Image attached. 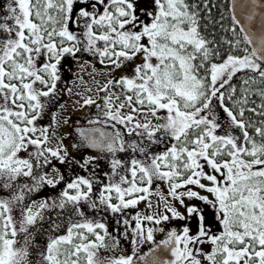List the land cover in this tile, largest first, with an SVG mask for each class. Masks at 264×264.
I'll return each mask as SVG.
<instances>
[{"label": "snow or ice", "instance_id": "snow-or-ice-1", "mask_svg": "<svg viewBox=\"0 0 264 264\" xmlns=\"http://www.w3.org/2000/svg\"><path fill=\"white\" fill-rule=\"evenodd\" d=\"M237 3L225 28L211 0H7L0 264H264V0L240 5L247 25ZM217 26L230 38H217ZM85 54L104 81L93 75L96 98L78 94L96 113L77 135L105 154L108 171L95 156L75 160L63 137L52 146L67 119L51 112L40 123L60 97L62 62ZM54 161L88 175L65 180ZM61 182L58 197L26 203ZM158 182L167 196L153 192ZM152 195L156 210L129 219L142 202L152 208Z\"/></svg>", "mask_w": 264, "mask_h": 264}, {"label": "flooded vegetation", "instance_id": "flooded-vegetation-1", "mask_svg": "<svg viewBox=\"0 0 264 264\" xmlns=\"http://www.w3.org/2000/svg\"><path fill=\"white\" fill-rule=\"evenodd\" d=\"M7 1L6 0H0V14H3L2 8L5 6V3ZM82 61V59H81ZM80 59L79 60H75V59H67L65 62H62V70L70 71V74L67 75V80L61 84H58V88L60 89V97L58 99V101L55 104V111L57 112V106L60 105L61 103V97L64 99L63 101H65V96L67 97V95H70L73 92V88L71 85H69L70 81L73 80L72 82H74V80L76 78H78L79 74H80V65H84L86 63H84L83 61L81 62ZM102 66L99 65L98 63L96 64V69H101ZM71 89V92H69L68 90ZM99 95H103V93H100ZM95 114L90 115L91 117L94 116ZM67 116H69V118L71 119L70 114H67ZM74 126H90L88 125L87 121H85L84 123L79 122L78 124H73L69 127V124L66 125V132H64L63 130H61V133L64 134L66 136V139L64 140V143H68L69 145H67V150H69V148H72V152H70L71 156L75 159V160H82L83 157L86 156H95L97 157V163H99L100 168L97 169V171H108L109 170V165L105 159V154L99 153L95 150L89 149L84 147L81 142H80V138L79 136L73 131V127ZM70 134L72 136H70ZM73 145H78V147H73ZM126 158V156L124 157ZM54 166L60 169V172L64 174L65 176V180H68L70 178H74L75 175L78 173L80 175H88V173L84 172L82 169L79 168L78 165L74 166V167H70L67 165H60L58 161H54L53 162ZM52 166H49L48 168L44 169V171H47L48 173L52 172L51 171ZM89 171H91V169H89ZM53 173V172H52ZM50 175V174H49ZM56 174L54 173L53 176L51 177H55ZM24 180H21L20 183L22 184ZM64 187V183L61 182V184H59L56 188H52L49 186H44L43 188H41L40 190L44 191L45 193H51V194H58L61 191V189ZM157 187L159 188V191L162 192L164 194V196H167V186L159 183L158 185H154L153 186V192L156 191ZM157 196L156 195H152L151 196V200L153 202V206L151 209L147 208L145 203H141L137 206L136 209H129L127 210L128 212V218L131 219V215L135 214L136 212H141L142 214H151V212L156 210V203H157ZM196 203V201H195ZM198 204V203H197ZM177 207H179V205H176ZM163 209L161 208V211ZM181 210V209H180ZM182 211V210H181ZM112 217H109V223L112 222ZM47 235V234H46ZM159 236V235H158ZM157 236V238L159 239V237ZM160 238H162L160 236ZM47 238H38L36 241V245L39 246H43L44 243L46 242ZM125 245H127V243L125 242ZM148 249V246L146 245L142 251H145Z\"/></svg>", "mask_w": 264, "mask_h": 264}, {"label": "rangeland", "instance_id": "rangeland-1", "mask_svg": "<svg viewBox=\"0 0 264 264\" xmlns=\"http://www.w3.org/2000/svg\"><path fill=\"white\" fill-rule=\"evenodd\" d=\"M7 1V0H6ZM7 3V2H6ZM5 3V6H6ZM4 6V7H5ZM4 14V13H3ZM0 14V15H3ZM81 73L78 76V83L75 84L73 90V93H71L70 95H67V97L65 96V101L62 103L63 105H65L64 109H60L59 105L57 106V112L55 111V105L51 108L50 113L45 117L44 120H42L40 123L43 125H48L51 122V112H56L58 113L57 118L60 119L61 121L63 119H67L68 123L67 124H61V126L58 129H54V131H56V136L53 137V145L55 144L56 140L60 137H63V143L64 140L66 139V136L64 134L61 133V130H63L64 132H66V125L69 124V127L73 124H78L79 122L84 123L85 121H87L92 115L96 113V109L94 106L92 107H84L81 108L76 102L79 100L80 103H83V100L81 99V95L84 96H88L91 95L93 96V98L97 97V93H96V84L93 80V75H95V79L96 80H100L101 82L104 81V77L99 75V74H90L93 72L92 68L89 65H84L82 67V69H80ZM128 72H131V68L128 69ZM123 72L122 71H117L114 73V76L119 77L120 75H122ZM92 88V92H87L86 88ZM81 94V95H78ZM98 102L102 103V101ZM219 111V110H218ZM67 114H70L71 119L69 118V116H67ZM220 115L222 116L223 114L220 113ZM70 136H72L70 134ZM67 145H69L68 143H64V146L67 147ZM68 152H72V148H69ZM50 176H53L54 173L50 172L49 173ZM26 181H23V183H25ZM28 183H31L30 181H27ZM2 195H6V192H2L0 193ZM201 194L204 195L206 193L201 191ZM58 197V194H51V193H45L42 190H39L38 192H34L32 194H30L27 198H26V203L31 204L32 201H36L37 203H39L40 201H43L45 199L48 198H56ZM196 203L201 204V202L196 201ZM201 206H203L201 204ZM181 210L183 211V209L181 208ZM55 213H50V212H46L45 215L46 216H52ZM18 216V213H17ZM47 229H48V224L45 222L43 224L42 227L37 228V230L35 231L34 235H35V243L37 241L38 238H47ZM160 238V235L158 236ZM125 247L127 248L128 245H125Z\"/></svg>", "mask_w": 264, "mask_h": 264}, {"label": "trees", "instance_id": "trees-1", "mask_svg": "<svg viewBox=\"0 0 264 264\" xmlns=\"http://www.w3.org/2000/svg\"><path fill=\"white\" fill-rule=\"evenodd\" d=\"M211 3L215 4V7L212 8V14L215 17V19L216 20H220L221 17H223V21H222L223 22V26L225 28L231 27V18L229 16V12H228V0H211ZM215 31H216V34H217V38H220L221 36H224V35L229 36V38L231 36L230 33H223V32H221L220 29H219V26H217V28L215 29ZM67 59H72V58L71 57H68ZM91 59H92L91 57H89L88 55L85 54L83 56V58H82V61L83 60L84 61H90ZM80 61H81V59H80ZM69 74H70V71L69 70H67V71L61 70V77H62V79H61V81L58 84H61V83L65 82L67 80V75H69ZM72 81L73 80L70 81L69 85H71L74 88V86H75V80H74V82H72ZM63 100L64 99L61 97V102Z\"/></svg>", "mask_w": 264, "mask_h": 264}, {"label": "water", "instance_id": "water-1", "mask_svg": "<svg viewBox=\"0 0 264 264\" xmlns=\"http://www.w3.org/2000/svg\"><path fill=\"white\" fill-rule=\"evenodd\" d=\"M246 0H238V3H237V7H236V14L238 15V17L241 19V22L245 25H247V21L244 20V13H246V9L242 10L240 5L242 3H245ZM231 11H232V4H231V0H228V12H229V16L231 17ZM257 17L255 19V22L253 23L252 25V28L254 31H259V27H260V10L257 9ZM88 127H91V126H77V127H74L73 128V131L77 134V129L79 128H88ZM93 150V149H92ZM148 250V249H147ZM145 250V251H147Z\"/></svg>", "mask_w": 264, "mask_h": 264}]
</instances>
